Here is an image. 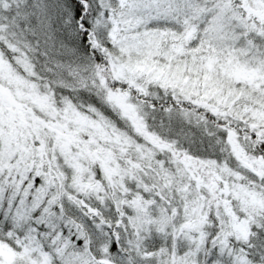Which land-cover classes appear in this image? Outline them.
Returning a JSON list of instances; mask_svg holds the SVG:
<instances>
[{"label":"snow or ice","instance_id":"obj_1","mask_svg":"<svg viewBox=\"0 0 264 264\" xmlns=\"http://www.w3.org/2000/svg\"><path fill=\"white\" fill-rule=\"evenodd\" d=\"M0 264H264V0H0Z\"/></svg>","mask_w":264,"mask_h":264}]
</instances>
